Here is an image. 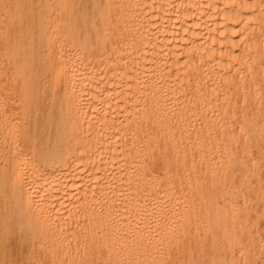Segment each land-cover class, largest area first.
Here are the masks:
<instances>
[{
	"label": "bare ground",
	"instance_id": "bare-ground-1",
	"mask_svg": "<svg viewBox=\"0 0 264 264\" xmlns=\"http://www.w3.org/2000/svg\"><path fill=\"white\" fill-rule=\"evenodd\" d=\"M0 264H264V0H0Z\"/></svg>",
	"mask_w": 264,
	"mask_h": 264
}]
</instances>
